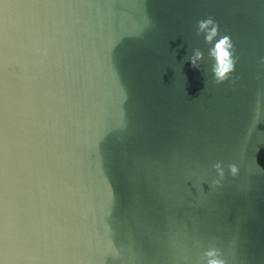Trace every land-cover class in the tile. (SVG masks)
Wrapping results in <instances>:
<instances>
[{"label": "water", "instance_id": "water-1", "mask_svg": "<svg viewBox=\"0 0 264 264\" xmlns=\"http://www.w3.org/2000/svg\"><path fill=\"white\" fill-rule=\"evenodd\" d=\"M262 59L264 0H0V264H264Z\"/></svg>", "mask_w": 264, "mask_h": 264}, {"label": "clouds", "instance_id": "clouds-1", "mask_svg": "<svg viewBox=\"0 0 264 264\" xmlns=\"http://www.w3.org/2000/svg\"><path fill=\"white\" fill-rule=\"evenodd\" d=\"M203 35L204 42L209 46L208 55L213 61L211 72L214 78V83L217 85L223 84L229 80L235 71L237 57L235 56L234 44L228 35H219V25L212 17L197 21L196 36ZM219 37V38H218ZM194 68H199L203 60V53L199 49L194 50V54L188 58ZM264 64V59L261 60ZM235 81H233L234 83ZM219 179H213V187H221V181L225 177V172L221 163L213 165ZM228 170L232 177L235 178L239 169L235 164H230ZM199 264H227L224 254L215 246H211L203 254Z\"/></svg>", "mask_w": 264, "mask_h": 264}]
</instances>
